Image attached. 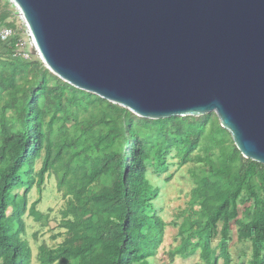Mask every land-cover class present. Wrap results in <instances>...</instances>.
I'll list each match as a JSON object with an SVG mask.
<instances>
[{
    "label": "trees",
    "instance_id": "obj_1",
    "mask_svg": "<svg viewBox=\"0 0 264 264\" xmlns=\"http://www.w3.org/2000/svg\"><path fill=\"white\" fill-rule=\"evenodd\" d=\"M0 1L15 9L0 14V26L15 29L22 20L18 8ZM21 39L0 38V264H32L24 239L27 202L13 217L9 200L20 190L24 198L35 187L42 193L52 174L70 198L62 225L85 236L76 249L49 250L42 264H154L165 223L155 206L160 189L149 172L168 170L173 149L181 166L203 163L193 172L188 220L195 223L181 232L179 253L188 258L200 252L198 264H233L234 225L239 242L252 247L248 264H264V165L243 157L216 113L141 118L66 83L36 56L16 57ZM197 150L204 156H193ZM77 197L91 211L84 220Z\"/></svg>",
    "mask_w": 264,
    "mask_h": 264
},
{
    "label": "water",
    "instance_id": "obj_2",
    "mask_svg": "<svg viewBox=\"0 0 264 264\" xmlns=\"http://www.w3.org/2000/svg\"><path fill=\"white\" fill-rule=\"evenodd\" d=\"M44 65L149 120L216 113L264 165V0H11Z\"/></svg>",
    "mask_w": 264,
    "mask_h": 264
},
{
    "label": "rangeland",
    "instance_id": "obj_3",
    "mask_svg": "<svg viewBox=\"0 0 264 264\" xmlns=\"http://www.w3.org/2000/svg\"><path fill=\"white\" fill-rule=\"evenodd\" d=\"M9 9L11 12L15 10L13 7L6 6L4 1H0V14ZM22 24L23 21L20 18L17 19L16 28L19 33L21 32L17 36L24 38L27 47L29 45L28 48L31 49L29 37L22 31ZM204 153L202 150H197L193 156L202 157ZM156 162L155 160L154 163ZM167 163L168 170L154 174L152 173L153 168H151L149 172V179L160 189V195L155 201V206L157 214L165 223L162 242L151 260L154 264H198L201 263L200 252L185 258L178 250L183 241L181 232L195 223V221L188 220L192 192L196 187L193 172L196 168L203 166V163H189L181 166L182 159L179 158L176 149H173L167 157ZM41 167L42 160H39L35 166V178ZM18 194L17 198L16 195ZM18 194L10 197L9 203L13 208L9 210V213L16 217L17 212L27 202V212L24 216L26 224L24 239L32 251V264H42L48 256V251L59 245L76 249L82 243L85 233L70 223H67L66 226L62 225L69 219L70 206H68V200L70 198H65L63 192L59 191L54 174L47 176L42 187V193L35 187L26 198H24V190H20ZM74 200L79 207L80 219L84 220L89 217L91 211L84 206L81 198L77 197ZM248 206H240V212L242 213ZM245 213L248 212L245 211ZM241 217L242 215H240ZM231 237L230 250L234 260L233 264H248L252 255L251 245L239 242L237 229L234 225ZM218 243L219 238L214 240V247Z\"/></svg>",
    "mask_w": 264,
    "mask_h": 264
},
{
    "label": "built area",
    "instance_id": "obj_4",
    "mask_svg": "<svg viewBox=\"0 0 264 264\" xmlns=\"http://www.w3.org/2000/svg\"><path fill=\"white\" fill-rule=\"evenodd\" d=\"M22 21H23L22 31L24 34H27V36L29 37V40H30L29 44H30L31 49L28 48L29 45L27 47V43L25 42L24 38H22L19 41V43L17 44V52H16L15 56L20 57V58L25 59V60H30L32 58V56H36L37 58H39L42 61L40 54L35 52V49H36L35 42L33 40L32 35L30 34L29 29H28L26 23L24 22L23 18H22ZM20 33H19L17 28L14 29V28H10V27H1L0 26V38L5 43L13 40L15 38V36H17Z\"/></svg>",
    "mask_w": 264,
    "mask_h": 264
}]
</instances>
